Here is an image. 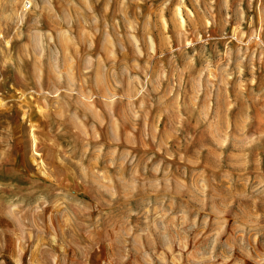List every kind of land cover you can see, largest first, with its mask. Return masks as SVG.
Returning <instances> with one entry per match:
<instances>
[{"label":"rangeland","instance_id":"374dc122","mask_svg":"<svg viewBox=\"0 0 264 264\" xmlns=\"http://www.w3.org/2000/svg\"><path fill=\"white\" fill-rule=\"evenodd\" d=\"M0 264H264V0H0Z\"/></svg>","mask_w":264,"mask_h":264}]
</instances>
